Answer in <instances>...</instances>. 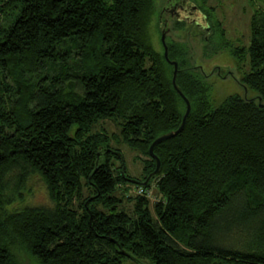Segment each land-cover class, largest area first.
I'll use <instances>...</instances> for the list:
<instances>
[{
  "label": "trees",
  "instance_id": "obj_1",
  "mask_svg": "<svg viewBox=\"0 0 264 264\" xmlns=\"http://www.w3.org/2000/svg\"><path fill=\"white\" fill-rule=\"evenodd\" d=\"M191 1L209 28L178 23L218 38L206 56L248 59L242 83L257 98L215 105L209 77L221 69L207 73L191 45L166 38L192 108L154 147V174L150 146L187 108L149 33L154 0H0V264L23 254L37 264H264V11L250 45L232 47L213 11ZM117 142L146 156L140 177ZM30 176L51 207L23 204ZM128 182L143 193L119 196Z\"/></svg>",
  "mask_w": 264,
  "mask_h": 264
},
{
  "label": "rangeland",
  "instance_id": "obj_2",
  "mask_svg": "<svg viewBox=\"0 0 264 264\" xmlns=\"http://www.w3.org/2000/svg\"><path fill=\"white\" fill-rule=\"evenodd\" d=\"M195 1L200 6L201 4L204 5V7L201 6L203 10L204 8L212 10L214 16L224 24L227 39L230 40L232 47H248L250 45L252 37L251 21L258 9L264 11V0ZM188 2L191 6H193L191 0H188ZM168 3L169 0H154L155 7L150 23L149 33L155 48L159 51L162 49V31L169 27L168 29L170 30L167 29L166 38L175 42L184 41L191 45L192 51L195 54L196 63L202 65L207 73L214 72L215 68L221 69V73L218 72L209 77V81L213 87L212 101L215 105L220 104L228 95L235 93L248 96L249 98H257V92L247 88L242 83V78L245 73L250 70L249 60L247 59L241 63L237 62L228 49L223 51L220 50L206 56V49L210 52L209 50L212 46H215L213 43H217L218 38H215V40L206 39L200 28L191 24H179L176 16L172 15L171 12L166 9L167 6L170 7V4ZM195 11V9H191L193 14ZM201 18L202 22L208 23L207 19H204L203 16ZM8 22L9 21H6V23ZM100 126L101 125L93 126V130L96 131L100 128ZM104 127L110 134L119 132V126H117L113 121H106L104 123ZM117 146L124 154L130 174L135 177H140L144 167L142 159H146V156L140 154L136 150H133L126 143L117 142ZM114 161L116 162V160L113 159V162ZM27 182L28 185H30V192L25 198L23 203L24 205L47 207H51L53 205L48 189L40 177L30 176ZM128 187L129 190L123 192V194L122 189L117 190L116 193L122 198H126L127 194H142L140 193L142 186H138L134 182H128ZM148 195L151 198L152 203L160 198V195L154 185L148 191ZM235 237L236 236H232V238ZM20 259L23 264H37L28 254H23L20 256ZM123 264L155 263L151 259H143L142 262L139 263L132 258H128L123 262Z\"/></svg>",
  "mask_w": 264,
  "mask_h": 264
},
{
  "label": "water",
  "instance_id": "obj_3",
  "mask_svg": "<svg viewBox=\"0 0 264 264\" xmlns=\"http://www.w3.org/2000/svg\"><path fill=\"white\" fill-rule=\"evenodd\" d=\"M168 4H170V7L167 6L166 9L169 10L172 15L176 14V16H178L180 19H186L188 21H193L200 27L209 28L208 23L202 22L201 17L203 16L204 19H206V16L201 13L202 11L199 10L197 5H195L194 3H193V6H191L189 4L188 0H179V1L169 0ZM189 7H191V8H189ZM171 8H173V9H171ZM192 8L196 10L194 13L195 15L193 14V12H191ZM166 32H167V29H164L162 31V36H161V40H162V43H163L164 49H165V51H164L165 58L174 65V72H173V78H172L173 85L176 88V90L179 92V94L183 97V99L185 100L187 108H186V112L183 116V120H182L180 127L176 131H172V132H169L167 134H164V135L158 137L157 139H155V141L150 146V149H149L150 155H151V157L155 158L157 161L156 169L153 172L154 174H156L159 171L160 166H161V161H160L159 157L155 154L154 147L159 142H161L165 139H168L170 137H173L174 135H176L177 133L182 131V129L184 128V126L186 124L187 118L191 112V102H190L189 98L184 94V92L181 90V88L177 84V75H178V71H179L178 62L172 61L169 58V49H168V45L166 43ZM259 100L261 101L262 98H259ZM260 105L262 106L263 104L260 103Z\"/></svg>",
  "mask_w": 264,
  "mask_h": 264
},
{
  "label": "built area",
  "instance_id": "obj_4",
  "mask_svg": "<svg viewBox=\"0 0 264 264\" xmlns=\"http://www.w3.org/2000/svg\"><path fill=\"white\" fill-rule=\"evenodd\" d=\"M140 193H143V190L142 189H140Z\"/></svg>",
  "mask_w": 264,
  "mask_h": 264
}]
</instances>
